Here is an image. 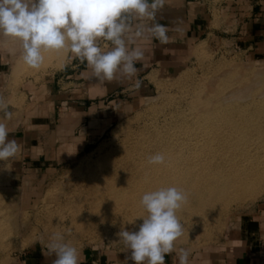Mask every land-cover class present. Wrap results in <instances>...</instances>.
Listing matches in <instances>:
<instances>
[{"label": "rangeland", "instance_id": "obj_1", "mask_svg": "<svg viewBox=\"0 0 264 264\" xmlns=\"http://www.w3.org/2000/svg\"><path fill=\"white\" fill-rule=\"evenodd\" d=\"M192 1L202 13L201 30L205 33L195 41L183 43L178 50L168 44L160 51L163 62L151 67L153 71L140 81L139 87L132 84L89 102L82 128L90 136L87 147L65 166H42L41 151L33 152L34 160H30L27 150L31 146L36 149L41 143L52 144L50 133L57 130L60 117L70 111V106L64 104L67 99L44 100L35 96L28 105L18 103L22 108L19 117L27 122L17 123L12 134L21 150L14 160L0 161V264H21L27 253L47 251L52 233H64L67 228H71V234L65 239L79 251L95 248L120 261L130 257L131 251H126L117 233L121 227L138 230L143 221L137 217L145 215L140 204L142 194L149 188L178 184L140 185L137 178H125L132 181L123 182L127 184L124 201L122 197L105 205V200L103 206H97L90 196L95 182L98 184L108 169L122 163L129 165L126 175H133L135 169L129 167H138L139 156L144 153H162L177 166L198 164L192 173H207L202 165L212 163L218 143L199 148L196 142H203V135H208L206 127L216 119L231 121L229 126L239 129L241 143H262L257 152L261 165L252 175L264 171V141L257 138V134L264 137V18L252 24L238 19L235 8L245 3L247 7L249 0ZM2 48L10 54L12 78L17 84L42 85L45 78L64 67L67 55L46 52L43 66L33 70L22 63L18 42L0 37ZM52 103L55 117L50 122ZM24 125H30L29 129L24 130ZM25 133L31 143L24 147ZM111 163L114 164L109 166ZM167 165L170 168L173 163ZM119 167L115 168L118 174L123 170ZM251 184L249 192L216 208H194L187 203L188 207L184 205L178 212L184 235L176 247L190 250L191 264L231 249L243 237L251 238L261 225L264 175ZM186 193L190 196L189 188ZM125 196L133 197L129 200ZM170 256L175 258L176 254ZM175 260L179 262L178 258Z\"/></svg>", "mask_w": 264, "mask_h": 264}, {"label": "clouds", "instance_id": "obj_2", "mask_svg": "<svg viewBox=\"0 0 264 264\" xmlns=\"http://www.w3.org/2000/svg\"><path fill=\"white\" fill-rule=\"evenodd\" d=\"M166 0H0V37L19 43L20 59L30 69L39 70L46 52L68 53L91 69L101 83L138 75L136 64L145 56V42L161 45L169 42L168 27L157 20ZM150 21V24H145ZM137 87L140 81H137ZM0 161L14 160L20 142L8 139L10 129L5 120L14 113L9 102L0 96ZM150 165H164L166 157L156 153ZM188 202L187 194L175 187H159L145 192L140 200L145 215L138 230L124 227L117 233L134 264H165V257L176 254L179 264H190V250L176 247L184 235L178 212ZM136 220V219H135ZM130 221L129 223H134ZM54 232L47 243L52 264H80V251ZM174 258V259H175ZM127 264V261H126Z\"/></svg>", "mask_w": 264, "mask_h": 264}, {"label": "crops", "instance_id": "obj_3", "mask_svg": "<svg viewBox=\"0 0 264 264\" xmlns=\"http://www.w3.org/2000/svg\"><path fill=\"white\" fill-rule=\"evenodd\" d=\"M248 4L247 7L245 3V5L235 8L238 19L251 24L262 20L264 18V0H249ZM157 20L168 27L169 42L163 45L155 40L145 42L143 45L145 48L144 59L136 64L139 72L132 79L117 78L111 82L101 83L92 76L91 69L87 67L86 63L81 64L78 60L70 59V54L67 53L64 67L45 78L42 85L32 83L30 85L29 82L17 84L12 78L9 63L10 54L3 48L0 49V96L9 102V110L14 113L11 120L4 121L10 129L9 136H14L12 133L15 132L12 130L18 126L17 123L23 121L22 124H26L27 122L26 119L22 120L19 117L22 115V108L18 105L20 101L24 105H28L35 96L37 99L44 100L64 98L67 99L64 104L70 106V111L60 117V125L57 130L50 133V138L53 139L52 144L41 143L39 147H35L36 149L34 146L28 148L27 154L30 156V160H34L33 152H37L38 149L41 151L39 159L44 162L41 164L42 166L56 169L58 166H65L75 160L86 149L87 139L90 137L82 129L86 122V105L89 102L102 99L117 90L128 89L130 85H135L137 81L145 79L153 71L151 70L152 66L163 62V55L160 51L167 48L168 44L178 50L182 48L183 43L195 41L205 33L201 30L202 13L199 11L197 3L192 0H166L163 9L157 13ZM144 23L150 24L151 22L145 21ZM51 105L53 106V103ZM2 117L3 113L0 112V118ZM54 117L53 106L50 122ZM24 126V130L30 127V125ZM27 136L28 134L25 133L22 137L24 147L31 143V139L29 140ZM250 237L247 239L243 237L231 249L223 250L211 259L195 264H258L257 252L264 245V221L252 232ZM54 259V256L47 255V251L42 250L27 253L21 264H52ZM126 261L127 264H134L129 257L120 261L111 254L98 251L95 248H83L80 251V264H126ZM165 264H179V262L167 255Z\"/></svg>", "mask_w": 264, "mask_h": 264}, {"label": "bare ground", "instance_id": "obj_4", "mask_svg": "<svg viewBox=\"0 0 264 264\" xmlns=\"http://www.w3.org/2000/svg\"><path fill=\"white\" fill-rule=\"evenodd\" d=\"M216 120L217 121H215V123L212 122L209 125L210 127H206L208 135H203V142H196V145H198L199 148L203 145H208V147L211 148L213 145H217L218 143V149L215 151V154L210 161L212 163L208 165H202L206 166L203 168L206 171L208 170L207 173H203L200 175L194 174L192 173V169L193 167L199 166L198 164L192 163L186 166H184V164H179L178 166L180 167H178L177 163H175L170 157H166V163L164 165H150L148 163V158L151 156V154L144 153V155L142 156L143 158L141 157V155L139 156L140 159L138 160V167L134 165L133 167H129L130 170L131 168L135 169L133 175H126L127 173L125 172V168L129 166L126 162L125 165L124 163H122L123 165H121L120 167L118 166L120 168L119 170H122L121 167L123 168V170L120 171L121 173L119 174L117 173L118 170L115 169L118 167L114 168L112 166V169H110L111 171H109L108 169L107 173L105 170L107 167L103 169V171L105 170L104 173H106V176H104L105 178L100 182L98 179L97 181L99 183L97 184L95 182V186H93V189L91 191L90 196H93V198H95L93 201L96 202H92L94 203L93 205L103 206L105 200H107L105 203L106 205L107 202L113 203L121 199L122 197L124 201V194H126L125 190L127 189L124 187L127 184L123 185L125 178H132V180L137 178L135 181H139L140 185L142 183L147 185H153V183H156L157 185V182L159 183V186L162 183L164 185H170L171 183H174L176 181V183L178 184L176 185L177 188L183 190L185 193L187 191V188L190 189L191 194L189 196L188 193V198L190 197L192 200H188L187 203L190 204V207L194 208H205L207 206L216 208V206H219L226 200L237 199L241 194L249 192L250 189H248V187L252 185L251 181L261 175H264V171H260L262 173L256 172V174L252 175V171H254V169H258L261 165L260 160L262 158L259 153L257 154V152L262 149V143L256 142L252 145H248L245 142L241 143L238 133L239 129L234 126L230 127L229 124H231V121H229L228 119ZM195 135L193 132L192 136H194V138L191 139L193 140V143L194 141H196ZM262 136L263 134L261 135V137L259 136V134H257V138L264 141V137ZM194 146L195 144H193V148ZM175 160L177 161V159ZM207 160L208 159H206V161ZM171 162L173 163V165H170L169 168V165H167V163ZM113 164L111 163L109 166ZM109 166L108 168H110ZM184 170H188V172H184ZM185 173H188L187 177H184ZM132 180L126 179L125 182L129 181V183H131L130 181ZM149 190H151V188H149L147 191ZM133 194L134 196L138 195L135 193ZM130 195L131 194H129V196ZM126 197L127 196H125V198ZM132 197L127 198L130 200L132 199ZM187 203L185 204L186 207H188Z\"/></svg>", "mask_w": 264, "mask_h": 264}, {"label": "built area", "instance_id": "obj_5", "mask_svg": "<svg viewBox=\"0 0 264 264\" xmlns=\"http://www.w3.org/2000/svg\"><path fill=\"white\" fill-rule=\"evenodd\" d=\"M258 264H264V245L257 252Z\"/></svg>", "mask_w": 264, "mask_h": 264}]
</instances>
